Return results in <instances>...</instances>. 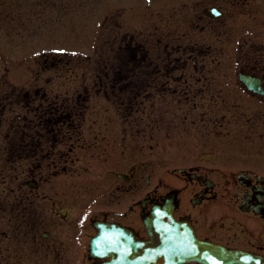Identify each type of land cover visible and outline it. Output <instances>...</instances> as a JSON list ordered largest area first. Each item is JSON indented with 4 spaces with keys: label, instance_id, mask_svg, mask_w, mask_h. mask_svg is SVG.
I'll list each match as a JSON object with an SVG mask.
<instances>
[{
    "label": "flooded vegetation",
    "instance_id": "flooded-vegetation-1",
    "mask_svg": "<svg viewBox=\"0 0 264 264\" xmlns=\"http://www.w3.org/2000/svg\"><path fill=\"white\" fill-rule=\"evenodd\" d=\"M38 1L3 0L2 10L56 12L41 25L70 21L68 0ZM122 2L106 0L118 21L93 56L38 51L15 67L16 83L3 68L7 229L15 241L34 235L30 264H67L77 241L84 252L74 264H135L153 222L170 216L197 250L175 264H209L213 246L264 264V0H146L137 27L118 24ZM175 133L193 136L180 160L139 156L154 136Z\"/></svg>",
    "mask_w": 264,
    "mask_h": 264
},
{
    "label": "rangeland",
    "instance_id": "rangeland-1",
    "mask_svg": "<svg viewBox=\"0 0 264 264\" xmlns=\"http://www.w3.org/2000/svg\"><path fill=\"white\" fill-rule=\"evenodd\" d=\"M30 1L31 0H26V2ZM34 1L36 3L44 4L38 0ZM54 1L56 3H61L64 0H52L51 2ZM68 1L71 2L72 9L70 12V21L67 22V25H60L55 20L50 21L54 23L52 25H41L36 23L39 22V19L45 18V13L47 18H51L52 13L48 12H56L52 10L25 12L26 15L29 14L31 16L28 18L22 11L2 10L3 0H0V74L3 71V68L10 66L12 69L6 72L8 82L16 83L18 79L20 81V77L23 76L19 74L20 71L17 72L18 69L15 70V67L21 62L23 65L24 61H26L27 65H31L33 62L32 57L38 51L57 48L70 51L73 56H75V51H80L89 56H93V54L100 48V43L105 40L106 37H109L112 28L117 24L118 17L111 15L112 7L106 4V0ZM145 2L146 0H137L135 2L133 0H125V2H122L125 4L127 10L122 12V15L124 16L120 18L118 24L121 23L130 27H133V25L136 27L142 25L144 19H146L145 12H143ZM168 11L169 7L166 5L163 17H166V12ZM127 17H130L135 21L131 24ZM123 18L124 21L122 20ZM156 21L160 22L159 17H156ZM65 45H69L70 48H68V46L63 47ZM9 63H12V65ZM92 66L93 65L89 63L88 67ZM0 83H2V81H0ZM175 110L176 111H172L171 113L181 115L180 110L179 112L177 109ZM209 110L210 107L198 108L199 113L207 112L208 114ZM175 131L188 132L186 128L179 124H177V129ZM192 137L193 136L187 139H180L178 138V134H176L174 139L171 138L172 140H167L164 139V134H158L153 138V146L151 150L146 149L145 145L144 151L142 153H137H139V156L146 155L153 160H155L156 157H161L162 154L173 160H180L186 152L184 151L186 145H190L193 142ZM183 142L186 143V145ZM263 163V161H260L259 166ZM96 172V168H90L88 170L89 175ZM1 179L2 175L0 171V263H5L2 259V255L8 253L4 249L7 247L8 250L11 251V248L15 247L18 251L12 249V253L9 252L8 264H30L29 262L36 258L37 253L36 249L29 245V243L33 242L34 235H18V238L22 236L23 238L19 241L13 240L16 235L7 229V225L3 218L5 214L4 202L1 196ZM40 225L43 227V224ZM70 251L72 253L67 264H74V261L79 260L82 257L84 247L79 241H77L70 247Z\"/></svg>",
    "mask_w": 264,
    "mask_h": 264
},
{
    "label": "water",
    "instance_id": "water-1",
    "mask_svg": "<svg viewBox=\"0 0 264 264\" xmlns=\"http://www.w3.org/2000/svg\"><path fill=\"white\" fill-rule=\"evenodd\" d=\"M168 217L169 223H162L161 219L154 222L157 228L152 232L151 239L141 245L143 251L138 254L135 264H175L182 259H187V255H195L197 250L188 249L186 245L188 240L183 239L182 234L179 235L178 223H175L170 216ZM98 243L99 238H96L92 241V246ZM110 244L111 247L118 248V244L114 241H110ZM210 251L212 252L209 258L211 264L213 258L217 264H245L250 262L248 254L242 251L225 250L219 246L211 247Z\"/></svg>",
    "mask_w": 264,
    "mask_h": 264
},
{
    "label": "snow or ice",
    "instance_id": "snow-or-ice-1",
    "mask_svg": "<svg viewBox=\"0 0 264 264\" xmlns=\"http://www.w3.org/2000/svg\"><path fill=\"white\" fill-rule=\"evenodd\" d=\"M213 11H215V9H213ZM157 213L159 214V210L157 209ZM212 264H217V262L215 261V259H212Z\"/></svg>",
    "mask_w": 264,
    "mask_h": 264
}]
</instances>
